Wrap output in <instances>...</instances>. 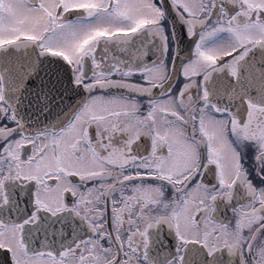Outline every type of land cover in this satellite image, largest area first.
Here are the masks:
<instances>
[{
    "label": "snow or ice",
    "instance_id": "6c2138e0",
    "mask_svg": "<svg viewBox=\"0 0 264 264\" xmlns=\"http://www.w3.org/2000/svg\"><path fill=\"white\" fill-rule=\"evenodd\" d=\"M33 46L84 96L0 73V264H264V0H0Z\"/></svg>",
    "mask_w": 264,
    "mask_h": 264
},
{
    "label": "water",
    "instance_id": "95a60500",
    "mask_svg": "<svg viewBox=\"0 0 264 264\" xmlns=\"http://www.w3.org/2000/svg\"><path fill=\"white\" fill-rule=\"evenodd\" d=\"M21 49L0 50V73H4L5 96L14 105L18 115L28 124L30 128H38L48 125L42 122L44 117H48L53 111L60 110L64 115L74 110L81 98L84 96L83 90L75 89L70 84V73L65 71L66 67L61 63L62 70L59 74H55L52 62L48 64L46 59L38 60V65H29L30 60H16L7 53H17ZM20 62L21 65L16 67L15 74L9 73L11 62ZM67 70V69H66ZM54 76L61 78L62 84L67 87V91L60 93L62 99L57 100L55 106L52 105L48 112H42V105L39 99L41 86L48 83V79ZM14 78L17 83H12L10 80ZM21 85H23L21 87ZM80 96V97H79ZM53 100L54 97L52 98ZM52 104V100L49 101ZM57 104V106H56ZM62 114V115H63ZM64 117V116H63ZM48 119V118H47ZM45 120V119H44Z\"/></svg>",
    "mask_w": 264,
    "mask_h": 264
},
{
    "label": "flooded vegetation",
    "instance_id": "af4514ba",
    "mask_svg": "<svg viewBox=\"0 0 264 264\" xmlns=\"http://www.w3.org/2000/svg\"><path fill=\"white\" fill-rule=\"evenodd\" d=\"M11 50H15V48H11ZM16 51H19V50H16ZM6 55H9V56H11V58H14L16 60L27 59V60L33 61L29 65H38L37 61L38 60L40 61L41 59H46L48 61V64L51 63L50 61H53V59L52 58H49V57H40L38 50H36L34 48V46L33 47L26 48V49H21V51H19L17 53H7ZM1 56H2V54H0V57ZM61 63H62V61H53L52 62L53 70L55 71V74H59L61 72V70H62ZM20 65H21V63L18 62V61L11 62L10 63V66H9V67H11V69L9 70V73L15 74V71H16L15 68L16 67H19ZM63 66H64V64H63ZM64 67H66V69H67V70L65 69V71H68L70 73V76H71V72L68 69V67L66 65ZM48 81H49V79H48ZM78 90L81 91L83 89H78ZM82 98H81V100H82ZM54 99H55V97H54ZM53 105L55 106V104H53ZM56 106H57V104H56ZM70 113H71V111L68 114L70 115ZM62 114L63 113H61L60 110L53 111V113H51V114L48 115V117H47L48 119L46 118V116H43L45 120L43 119L42 122H45L47 124H51V123H53L55 121L56 117H58V116H64L63 117L64 118V122H66V120L69 117H68V115H64V114L62 115ZM2 258H3V256H2V254H0V259H2Z\"/></svg>",
    "mask_w": 264,
    "mask_h": 264
}]
</instances>
